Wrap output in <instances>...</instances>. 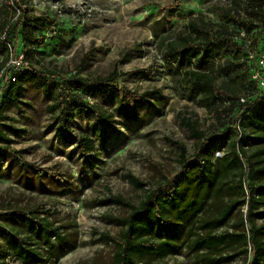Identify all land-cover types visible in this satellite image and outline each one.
<instances>
[{"label": "rangeland", "instance_id": "rangeland-1", "mask_svg": "<svg viewBox=\"0 0 264 264\" xmlns=\"http://www.w3.org/2000/svg\"><path fill=\"white\" fill-rule=\"evenodd\" d=\"M250 1L0 0V32L13 28L24 7L30 15L46 16L55 23L41 34L45 40L31 56L39 59L42 69L48 72L49 89L55 90L65 80L81 84L83 103L112 114L103 141L91 128L92 114L76 113L71 120L73 134L91 139L93 150L84 162L75 143L57 130L55 114L47 111L50 102L39 84L23 82L17 101L6 102L4 126L0 127L8 139H0L6 149L0 156V264H112L114 245L106 236H118L122 227L114 219L129 212L128 206L116 198L138 204L145 191L164 185L180 168V147L185 150V158L195 159L198 140L184 119L207 137L213 130L221 134L224 127H231L236 114L234 111L227 117L228 124L222 127L214 109L221 96L204 93L199 86L188 83L186 72L207 73L216 86L228 85L226 76H219V69L226 59L236 64L245 62L248 32L229 24L228 34L241 47L240 52L226 41L213 42L200 48L195 61L189 63L178 57L171 67L166 58L167 45L184 34L191 17L202 15L215 23L216 29L221 23L217 14L220 9L233 12L239 8L245 17L242 8ZM258 3L264 11V0ZM254 23L257 26L253 32L257 33L260 21ZM23 42L19 39L18 49ZM5 57V51L0 50V66ZM138 69L144 73L128 74ZM109 75L113 79L103 85L102 79ZM91 87L99 92H91ZM126 91L147 93L143 101L134 102L138 108L135 119L123 118L120 113L125 107H116L115 92L121 95ZM5 94L6 89L0 95V104ZM226 144L215 152L213 169L217 172V159L227 153ZM252 150L250 147L248 151ZM37 169L54 174L39 173ZM213 207L208 206L205 212L209 214ZM238 214L216 231L241 230ZM29 220L48 222L57 229L59 238L50 235L47 240L42 231H31ZM245 229L247 232L249 227L245 225ZM15 237L36 251L41 261L17 258ZM193 237L186 236V224L179 219L171 238L179 244L178 252L155 255L150 263L245 264L250 259L249 254H242L220 263L208 262L205 250L198 251L190 244ZM236 248L226 246L219 253L207 250V256L221 254L224 258Z\"/></svg>", "mask_w": 264, "mask_h": 264}, {"label": "trees", "instance_id": "trees-1", "mask_svg": "<svg viewBox=\"0 0 264 264\" xmlns=\"http://www.w3.org/2000/svg\"><path fill=\"white\" fill-rule=\"evenodd\" d=\"M258 1L252 0L242 8L245 17L239 8L233 12L220 9L217 14L221 23L216 24V29L213 28L215 23L206 20L202 15L198 18L191 17L184 34L177 41L167 45L166 58H169V66L171 67L178 57L189 60V63L195 61L200 48L213 42L220 44L226 41L240 52L241 47L228 34L229 24L238 25L240 29L247 31L250 44L258 47L262 45L260 48L264 49V11L263 5ZM256 19L260 21V26L257 33H254ZM54 25L55 23L46 16L30 15L24 7L20 9L13 28H5L0 32V35L5 33V39H0V50L5 51L6 55L4 63L0 66V70L3 69L0 76V95L6 89L4 102L0 104V127L4 126L2 120L5 118V104L17 101L21 96V84L37 83L42 88L44 98L50 102L47 111L55 114L57 130L75 143L79 155L86 162L90 158L89 151L93 150L91 139L84 134H73L70 128L71 120L76 113L92 114L94 119L91 128L95 130L99 140L103 141L106 127H111L112 114L83 103L80 99V93L83 91L81 84L76 85L75 82L65 80L64 83L58 84L55 90L49 89L46 83L48 72L42 69L39 59H32L31 56L45 40L41 34ZM37 32L39 35L36 36ZM19 39L24 41L20 49L17 48ZM7 44L11 46L12 53H23L29 62L28 68L15 72L5 67L10 52ZM224 63L219 69V76H226L228 85L222 87L216 86L213 78L207 73L188 71L186 75L188 83L199 86L204 93L221 96L217 98L214 109L217 121L222 127L228 124L226 118L236 112L235 117L231 119V127H224L221 134L213 130L206 137L202 131L194 128L191 121L183 120L198 140L194 152L195 159L190 161L185 158V150L180 147V168L164 185L159 184L145 191L138 204L126 203L116 198L115 201L128 206L129 212L124 217L114 219L122 227L118 236H106L114 245L112 264H151L150 259L155 255L178 252L179 244L171 238L179 219L186 224V236L194 235L190 244L198 251L204 249L208 262L220 263L224 259L226 261L235 256L244 254L246 257L249 254L250 259H244L245 264H264V96L254 95L256 84L250 78L252 62L246 59L245 62L236 64L226 59ZM143 73V69H138L128 74L140 76ZM112 79L113 75L102 79L103 85L105 81ZM89 89L91 92H99V89L94 87ZM146 95L147 93L136 94L128 91L120 95L115 92L116 107H125L120 113L121 116L125 119H135L138 108L134 102L143 101ZM241 97L246 100L241 102ZM0 139L8 140L1 129ZM225 142L227 153L217 159V172L213 169L215 152L223 148ZM250 147L253 148L252 151H248ZM5 150V147L0 145V156ZM11 152L14 153V150L11 149ZM19 164L27 166V163L22 161H19ZM37 172L54 174L46 172L45 169H37ZM226 176L230 179L225 180ZM212 205L214 209L207 214L206 209ZM243 207L244 212L240 211ZM238 212V226L241 230L216 231L224 227ZM19 215L22 218L25 216L23 213ZM258 219L262 221L257 223ZM245 225L249 227L247 232ZM28 226L35 233L42 231L47 240L50 235L57 238L60 236L57 229L48 222L42 224L29 220ZM233 245L237 247L235 252L228 253L224 258L221 254L207 256V250L209 253H219L221 248H233ZM13 247L14 255L24 262L41 261L36 251L26 248L16 237L13 239Z\"/></svg>", "mask_w": 264, "mask_h": 264}, {"label": "built area", "instance_id": "built-area-1", "mask_svg": "<svg viewBox=\"0 0 264 264\" xmlns=\"http://www.w3.org/2000/svg\"><path fill=\"white\" fill-rule=\"evenodd\" d=\"M4 34L5 33H2L0 35V39L2 40L5 39ZM7 45L10 50V53L5 63V67L15 72H21L24 69L28 68L29 62L24 57L23 53L22 52L12 53L11 46L9 44ZM246 46L249 47V50L247 52V60L253 63L250 78L256 84V90H255L254 95L261 97V96H264V49L260 48V46L259 47L252 46L250 44V40L247 41ZM2 72H3V69L0 70V76L2 75ZM245 100H246L245 97L240 98L241 102H244Z\"/></svg>", "mask_w": 264, "mask_h": 264}]
</instances>
